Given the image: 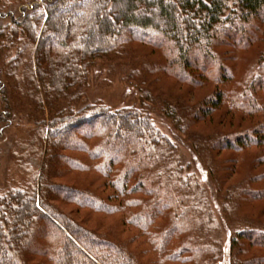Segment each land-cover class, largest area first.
Instances as JSON below:
<instances>
[{"label": "trees", "instance_id": "obj_1", "mask_svg": "<svg viewBox=\"0 0 264 264\" xmlns=\"http://www.w3.org/2000/svg\"><path fill=\"white\" fill-rule=\"evenodd\" d=\"M238 34L264 43V0H0L1 101L17 118L28 109L31 125L13 155L25 174L0 184V264H264V206L248 208L264 198L253 185L264 181V48L235 81L220 47ZM105 65L143 100H161L165 75L187 84L167 111L213 154L225 211L241 217L228 247L212 239L203 189L148 112L86 102ZM223 106L251 122L199 131ZM248 148L263 168L231 181ZM224 150L238 155L222 167Z\"/></svg>", "mask_w": 264, "mask_h": 264}, {"label": "rangeland", "instance_id": "obj_2", "mask_svg": "<svg viewBox=\"0 0 264 264\" xmlns=\"http://www.w3.org/2000/svg\"><path fill=\"white\" fill-rule=\"evenodd\" d=\"M251 32H255L253 27L250 28L249 33ZM245 36L250 37L248 34ZM250 38L252 39L247 41L241 40L238 34L235 36L233 42L227 45L225 44L224 47H220L225 64L235 69V81L244 74L250 63L256 61L255 59L258 51L264 48L262 37ZM204 65L207 70L208 68H212L209 62ZM107 72L108 66L106 65L101 69L93 71L86 94V102L102 101L112 108L142 107L143 110L148 112L160 131L174 142L176 146L175 153L181 163L186 166V172L190 174L193 179L198 181L200 188L203 189L218 223L215 230L211 233L212 239L214 241L217 239L221 246L228 247L233 234L242 226L238 222L241 220V217L237 215L230 217L225 211L227 210L225 203L228 204L225 200L226 195L224 194V189L221 191L218 189L221 175L218 173L217 169L211 168L213 154L206 151L204 147L196 146L193 140L181 133L167 111L168 104H171L175 95H177L175 92L182 93V91L186 90L187 84H184L182 89L178 90V88L180 89L179 81L172 75H165L161 84H159V88L157 86V90H154L155 94L161 96V100L155 102L154 100H143L135 84L125 81L120 74L116 73V75H112ZM210 82L209 79V81L203 83L202 86L196 88L195 95L197 98L205 97L210 93L213 89V86L209 84ZM1 95L0 93V184L11 175L15 176L16 179H21V175L25 174L21 170H15L14 168V147L17 142L24 140L31 127L28 122L26 123L28 119L26 114L29 115L30 111L27 109V113H21L17 118V116L11 114V112L9 113L11 107H5L4 100L1 101ZM250 97L254 98L253 95ZM45 116L47 117L48 113H46ZM223 117L224 120H222L223 123L220 126L218 119ZM233 119L234 121H232L231 116L228 117L226 115V110L223 106L212 113L211 120L207 119L204 122H198L196 126L200 128L198 129L199 131H204L206 133L218 127L224 130H235L239 126H247L251 122L252 117L250 115H245ZM237 153V151L232 150L222 151L220 153V158L222 162H224L222 167L228 164L231 165L232 160L238 155ZM242 154V159L244 160L241 162L239 161L237 164L236 173L230 176L231 181L242 178L247 171L252 174L263 168V166L261 167L254 161V157H256L255 148L245 149L242 151ZM223 173L227 174V170H224ZM253 185L262 186L264 185V181L254 183ZM248 204H250L248 208L255 209V211L258 212L262 206H264V198L256 199L254 202L251 201ZM245 248L247 254L259 250L251 246H246ZM261 252L264 253V250Z\"/></svg>", "mask_w": 264, "mask_h": 264}]
</instances>
